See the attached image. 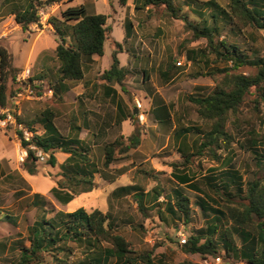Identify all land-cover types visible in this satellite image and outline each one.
Listing matches in <instances>:
<instances>
[{
  "label": "trees",
  "instance_id": "trees-1",
  "mask_svg": "<svg viewBox=\"0 0 264 264\" xmlns=\"http://www.w3.org/2000/svg\"><path fill=\"white\" fill-rule=\"evenodd\" d=\"M57 1L45 0V4ZM118 2L124 6L127 0ZM132 2L134 10L163 6L174 17L178 16L182 4H193L191 0ZM41 4L39 0H29L22 11L12 8L9 13L14 15L15 21L26 30L30 24L38 22V8ZM202 5L207 12L200 16V22L192 24L186 21V24L191 29L193 38H203L206 44L203 48L187 51L185 59L192 63L197 56L207 58L211 55L214 63L224 62L225 66L212 67L203 72V75L212 78L213 88L203 95L188 98L196 107L202 127H182L174 131V126L172 130L177 142L175 151L181 161L172 164L170 176L176 186L164 194L163 211L167 212L171 221L181 219L184 223L189 222L191 205L181 190V187H184L196 195L193 205L204 216V225L188 232L185 243L180 245L183 253L200 257H220L224 262L264 264V154L256 149L258 145H264V134L256 132L254 128L248 129L246 125L242 130L238 116L241 104L249 95L255 97L253 111L257 115L260 114V105L264 108V53L247 54L235 40L248 27L264 36V0H227L226 5H221L216 0H207L202 2ZM182 17L186 18L185 15ZM106 19L105 14H88L83 5L65 8L59 18H48V24L57 35V44L52 53L56 63L55 82L50 85L52 97L57 96L54 90L56 84L81 80L85 67L92 63L91 56L103 55L104 44L110 39L112 31L106 25ZM131 28V23L125 20V33ZM223 32L225 37L219 39ZM115 47L116 50L111 53V64L100 77L122 86L126 72L119 66L117 59L120 45L115 44ZM205 66L208 67L207 64ZM245 66L255 71H239ZM173 68L179 69V65L169 62L165 69L166 79L170 78ZM18 73L19 68L13 66L11 55L5 48L0 47V111L7 108L9 98L20 89L21 85L15 82ZM214 76H219L220 79ZM43 77V74L37 78L28 77L23 81V85L29 84L34 92L40 95V86L33 81ZM170 105L164 104L157 111L170 118ZM41 115L45 129L50 132L48 135H36L27 128L32 134L27 142L23 140L20 131L16 134L22 148L34 144L48 155L47 163L52 167L56 164L55 152L68 154V158L60 165L62 181H58L50 190L54 199L63 205L68 204L77 194L90 191L93 188L94 174H98L107 183H114L131 164L118 168L114 165L126 161L129 152L140 145L142 138V127L133 120V114L130 112L128 117L134 125V130L128 136L118 135L112 142L104 144L103 159L101 165L97 166L90 161L88 149L80 144L76 132L71 138H64L53 125L50 111L46 110ZM4 117V114L0 115V119ZM228 122L232 126L230 130H227ZM20 124L18 121L17 125ZM241 130L248 136L247 141L251 145L256 167V171L245 181L241 174L231 167L233 154L230 146L235 135L241 133ZM190 134L194 135L191 141L188 140ZM218 151L225 152L224 156ZM28 156L23 162V167L29 174H34L37 159L29 150ZM202 156H209L218 161L219 165L208 168L206 173L198 176L190 167L193 158ZM219 166L221 169H218ZM9 175L6 176L12 179L20 178L15 172ZM76 187H81V190L75 192ZM162 193L165 192L158 184L143 191L139 184L132 183L116 187L111 195L134 196L140 209H143L144 201L151 203L158 213V218L167 221L168 216L161 210V204L158 202ZM32 198L31 206L43 209L41 195L34 193ZM2 217L11 219L9 211L0 206V218ZM25 239L27 246L21 243L18 257L9 264H153L151 253L132 250L123 236L114 232L110 216L99 209L87 211L80 207L71 212L58 210L50 218L41 215L27 228ZM69 243L83 248L81 259L68 260L66 253H72ZM180 264L193 262L184 260Z\"/></svg>",
  "mask_w": 264,
  "mask_h": 264
},
{
  "label": "rangeland",
  "instance_id": "rangeland-1",
  "mask_svg": "<svg viewBox=\"0 0 264 264\" xmlns=\"http://www.w3.org/2000/svg\"><path fill=\"white\" fill-rule=\"evenodd\" d=\"M2 1L0 0V47L7 50L12 57L13 66L19 68L17 76H23L27 70L28 77L37 78L39 74L44 72V80L47 81L48 79L49 86L53 84V68L56 63L52 53L57 44V35L47 20L52 16L59 18L61 11L67 7L79 4L88 5L93 2L97 13L107 16L106 25L111 28V37L115 40L121 42L124 33V21L127 20L131 23L132 28L130 30L135 36V47L139 49L141 46H147L149 50L146 63H150V78L158 84L159 94L169 105L172 104L173 106H169V112L172 116L170 118L164 116L161 111L154 114L155 123H159L160 134L157 135L158 137L155 136V131L148 126L151 124V113L143 111L144 114H148L147 124L145 125L144 121V125H140L142 127L141 136L144 139L141 152L145 155L140 152L131 155L125 163L131 161L133 163L128 165L123 176H120L114 184L95 181L90 191L77 194L68 204L63 205L57 202L50 193L51 188L56 186L58 181H62L59 159L52 167L47 163V154L43 156V159L37 157L35 161L36 172L29 174L24 170V161L19 162L18 160L22 147L16 134L17 131L21 130V126L24 130L30 128L36 135H42L43 129L39 118H42L41 113L45 109L51 110V112L53 109L54 112H57L54 121L64 132L67 123L63 121L64 117L54 105L59 101L53 100L46 83H34L40 86V95H37L32 89L34 94L32 98L24 96L21 99H14L13 96L16 91L9 98L5 113L0 111V115L4 114L5 116L0 119V206L6 208L11 215V219L0 218V264H9L15 260L19 255L21 243L27 246L28 243L25 239L27 228L35 219L41 215L50 218L58 210L71 212L80 207L87 211L99 209L103 213H107L112 220L114 232L123 236L132 250L150 252L153 264H180L184 260H189L193 264H213V257H200L196 254L183 253L179 242L182 237L186 239L190 230L204 225V216L193 205L196 195L181 187L191 205L188 223H184L181 219L171 221L167 212L163 211L164 194L169 193L170 188L176 186L170 176L172 164L181 161L179 154L175 151L176 141L173 132L182 127L202 125L197 116L195 105L189 102L188 98L203 95L213 88L212 78L203 75V72H207L212 67L222 68L225 66L224 62L214 63L211 55L207 58L197 56L192 63L185 59L187 51L203 48L206 44L203 38H193L192 31L187 26L186 21L192 24L200 22V16L207 12L202 2L207 0H191L193 4H189V6L182 4V9L176 17L166 11L163 6H149L134 10L132 0H127L124 6L120 5L118 0H58L49 5L45 4V0H39L42 2L38 8L39 20L35 24H30L26 30H23L15 21L14 15L10 14L9 10L16 8L17 11H22L29 0H10L11 3L7 4H1ZM216 1L221 5L227 3V0ZM86 12L90 14V12ZM183 15H185V19L182 17ZM221 34L219 39L225 37L224 32ZM229 39L235 38L229 37ZM235 40L240 48L245 49L247 54L252 52L264 53V36L253 28H246L242 35ZM249 48L252 50H248ZM111 49L116 50V47L110 46L109 48L106 46L108 52ZM118 55V59L125 64L126 53H118ZM205 60L206 63H204ZM169 62H173L175 65L179 62L180 66L179 69L173 68V75L165 81L160 79L159 73L166 69ZM129 65H131L130 62ZM239 71L252 73L255 70L245 66ZM135 74L133 72V76ZM214 78L220 79L219 76H214ZM137 79H140L139 76ZM162 81L165 82L162 83ZM136 87L142 89L145 96L154 97L155 89L151 82H147L144 86L140 83L133 85V88ZM123 90L126 91L128 88L124 87ZM143 94L137 92L140 100L147 104V99ZM254 98V95H249L241 104L238 114L240 126L242 130L247 126L248 129L254 128L256 132L264 134V108L260 105V114L257 115L253 111ZM70 103L73 106L75 104L74 102ZM71 107L68 108L69 112ZM19 109H21V113H19ZM68 119L72 121V118L69 117ZM18 121L21 122L20 125H17ZM136 122L141 124L138 120ZM174 126L175 130L172 132ZM230 129L232 126L228 122L227 130ZM242 130L241 133L235 135L234 142L230 146L233 154L231 167L237 170L245 181L256 171V167L251 154V145L247 141L248 136H245ZM233 132L235 133V130ZM193 138L194 135L190 134L188 140L191 141ZM163 145L165 146L163 147ZM256 149L264 154V145H258ZM218 153L222 156L225 154L223 151H218ZM87 155H89V151ZM145 159L148 160L144 161ZM121 163H117L114 167L118 168ZM218 165V161L209 156H202L193 158L190 168L199 176L206 173L208 168ZM218 169L221 167L219 166ZM14 172L20 178L8 177ZM132 183L139 184L143 191L150 190L156 184L164 190L165 193H162L158 202L161 204V210L168 216L167 221L158 218V213L153 209L151 203L144 201L143 209H140L134 196L115 197L111 195V190L114 187ZM80 188L76 187L75 192L81 190ZM34 193L41 195L40 201L43 202V209L42 207L36 209L31 206L32 194ZM68 245L72 250L71 254L66 253L68 260L81 259L83 248L72 243ZM226 263L242 264L239 262Z\"/></svg>",
  "mask_w": 264,
  "mask_h": 264
},
{
  "label": "crops",
  "instance_id": "crops-1",
  "mask_svg": "<svg viewBox=\"0 0 264 264\" xmlns=\"http://www.w3.org/2000/svg\"><path fill=\"white\" fill-rule=\"evenodd\" d=\"M11 3L10 0H3L1 4ZM83 5L86 11L92 13H97L96 6L93 2L90 4H79ZM89 6V7H87ZM112 32V31H111ZM134 33L131 30L127 32V34L123 33L121 38V42L115 40L111 37L104 44V53L102 56L92 55L91 60L92 63L87 65L84 69L83 78L78 81H63L60 84H56L54 88L56 93V98L52 97V90H50V86L47 81L42 79H36L33 82L46 83L48 86V90L50 91V95L53 100L59 101V103H54L55 107H57L58 112L64 117L63 121L67 123V127L64 132H62L55 123V115L57 112H52L51 121L53 125L56 127L58 132L64 138H71L77 133V138L80 141V144L86 147L89 151V158L91 162H94L97 166L99 163L101 165L103 159V149L102 146L106 143L112 142L118 135L128 136L134 130V125L128 117L129 113L133 114V120L136 121L137 114L144 112L151 113V124L148 125L149 128H152L155 131V136L159 135V123L156 124L154 114H156L157 110L162 107L164 104H168L164 98L159 94L158 84L150 78V63L147 62L148 56V48L147 46H141L139 49L135 47L134 41ZM115 44L120 45V49L118 53H126L125 56V64L118 59L119 66L124 68L126 74L123 80L122 86H119L117 83H112L111 81H106L100 77L103 71L107 70L111 64V53L113 49L109 52L106 50V46L110 48L115 47ZM138 46V45H136ZM139 53V54H138ZM54 58V56L52 55ZM150 59V58H149ZM55 62V60H54ZM129 62L131 65H129ZM133 62V63H132ZM148 64V65H147ZM56 66L53 68V74L55 76ZM133 72L136 73L133 76ZM45 76V73L42 72ZM39 74V75H41ZM173 75V72L170 73V77ZM139 76V80L137 79ZM160 79H164L166 81L167 72L166 70H162L159 73ZM165 81H162L164 83ZM55 82V77H54ZM53 82V84H54ZM147 82H151L154 87L153 96H145L143 94L142 89L139 87L133 88L135 84L146 85ZM51 84V85H53ZM42 85V84H39ZM127 87L128 90L124 91L123 88ZM137 92L143 94L145 99H147L144 104L143 101L137 95ZM135 100L140 102V109H137L135 106ZM74 102V106L71 105ZM69 106H73L68 110ZM137 109L136 114L133 111ZM146 108V109H144ZM49 109V108H47ZM46 109L43 111L45 112ZM42 112V113H43ZM19 113H21V109H19ZM41 113V114H42ZM145 125L148 122L147 113H143ZM54 116V117H53ZM39 118L40 125L43 129L42 135H48L50 132L45 129V124L43 122V116ZM72 118V121H69L68 118ZM126 117V119H125ZM139 125H144L139 124ZM79 128V130H78ZM98 143V144H97ZM144 145V139L141 138L140 145L135 149L129 152V158L131 155L139 154L141 152V147ZM166 145V144H165ZM163 145V147L165 146ZM97 149V150H96ZM59 155V157H58ZM145 155V154H142ZM54 156L59 161V166L65 162L68 158V154L63 152H55ZM148 159H145L146 161ZM132 164L133 162L123 161L119 167L123 165ZM125 174V173H124ZM123 174V175H124ZM121 175V176H123ZM118 180V179H117ZM116 180V181H117ZM106 181L102 180L98 174H94L92 178V182ZM115 181V182H116ZM114 182V183H115ZM107 183V184H114ZM119 187V186H116ZM114 187L113 190L116 188ZM111 190V192L113 191Z\"/></svg>",
  "mask_w": 264,
  "mask_h": 264
},
{
  "label": "built area",
  "instance_id": "built-area-1",
  "mask_svg": "<svg viewBox=\"0 0 264 264\" xmlns=\"http://www.w3.org/2000/svg\"><path fill=\"white\" fill-rule=\"evenodd\" d=\"M38 16H39V14H38ZM176 65L180 66V63L177 62ZM27 75H28V71L26 70L23 73V76H16V82L19 85H21V87L14 94V96H13L14 99H21L24 96L27 97V98H32L34 96L33 90L30 87V85L29 84L23 85V81L28 78ZM135 106H136L137 109H140L141 106H140V102L138 100H135ZM1 112L5 113V109L1 110ZM136 116H137L136 120H138L141 124H143V122L145 121L143 113H139ZM20 129H21L20 132L22 133L23 140L28 142L31 139V137H32L31 132H29L28 130H24L23 128H21V126H20ZM28 150L33 152V155L35 156V158L39 157L40 159H43V156H45V153H43L40 149H38L34 144H29L27 146V148L20 149V153H19V157H18L19 162H23L26 158H29ZM185 240L186 239L183 238V237L180 238V240H179L180 244L185 243ZM212 262H213V264H227L220 257L213 258Z\"/></svg>",
  "mask_w": 264,
  "mask_h": 264
},
{
  "label": "water",
  "instance_id": "water-1",
  "mask_svg": "<svg viewBox=\"0 0 264 264\" xmlns=\"http://www.w3.org/2000/svg\"><path fill=\"white\" fill-rule=\"evenodd\" d=\"M136 111H137V109L135 108V110L133 111V113L136 114Z\"/></svg>",
  "mask_w": 264,
  "mask_h": 264
}]
</instances>
